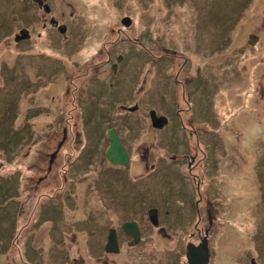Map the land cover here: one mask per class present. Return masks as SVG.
Segmentation results:
<instances>
[{
	"label": "rangeland",
	"instance_id": "374dc122",
	"mask_svg": "<svg viewBox=\"0 0 264 264\" xmlns=\"http://www.w3.org/2000/svg\"><path fill=\"white\" fill-rule=\"evenodd\" d=\"M28 1L0 0V30H7L9 36L17 33L20 40H27L22 30L17 31L24 24L34 34L42 33L40 39L20 44L0 35V66L5 76L0 80V264H7L3 257L6 251L15 258L13 264L26 251L37 256L35 264H187V246H198L208 237L205 234L196 245L186 235L196 220L195 200L204 192L207 205L216 211L208 240V264H264V138L249 141L250 123L264 121V0H57L54 10L61 5L59 12L66 14L58 18V25L73 23L67 34L61 33L52 41L51 28L43 29L36 23L31 16L41 12ZM36 3L41 5L39 0ZM19 6H31L25 17L32 18V24L17 20ZM120 29L123 46L127 37H136L143 46H137L143 51L140 59L145 61L139 77L141 87L131 94L129 85L135 89L134 84L124 86L122 71L128 70L129 77L138 65L135 60L121 66L115 79L110 74L108 87L102 81L90 85L103 96L85 99L83 104L98 110L71 109L79 97L67 94L72 88L68 81L75 80L80 67L84 70L90 63L89 55L108 39H116ZM109 46H101L104 60H113L118 53L129 58L133 53L122 46L116 52ZM73 62L78 65L71 66ZM176 67H183L178 87L156 93L159 82L156 85L153 80L174 75L170 70ZM60 88L61 96L56 94ZM174 94L180 109L188 108L186 102L192 103V112L200 122L196 130L205 137V166L202 163L197 171L201 183L188 174L180 158H170L175 146L169 141L174 140L168 138V131L154 130L162 128L156 124L162 121H151L154 110L168 118L170 110L178 124L185 121L186 115L180 111L179 119L172 109L174 101L166 108L160 101ZM137 101L140 108L134 114L116 108L119 104L135 106ZM147 107L153 109L149 119ZM22 110L28 111L27 126L21 122ZM154 115L155 120L161 117ZM72 118L77 125L70 131L64 122L72 123ZM109 126L120 138L125 137L130 150L135 144L130 161L123 169H111L105 179L101 168L90 170L87 186L105 188L101 194L83 191L76 199L82 205L75 206L61 191V199L59 195L50 199L43 196L32 215L37 196L41 192L54 195L61 185L63 175H56L55 169L62 162L56 157V142L71 137L77 139L73 143L78 146L82 138L97 144ZM181 132L179 128L177 133ZM27 139L30 148L24 145ZM28 149L29 156H23ZM140 155L147 157L143 160ZM147 160L156 170L148 176ZM50 162L52 168L46 172ZM111 178L117 182L112 184ZM70 182L67 185L74 183ZM114 205L122 207L123 220L132 216L139 223L142 237L134 244L121 232L120 252L107 256L101 247L106 236L110 237L106 229L117 224ZM60 206L63 211L57 232L61 243L57 242L54 252L48 251L53 241L44 237L48 230L53 232L50 223ZM153 209L158 211L157 225L149 218ZM179 211L190 214L189 223ZM87 220L94 233L88 231ZM30 228L39 234L34 241L28 237ZM123 232L132 235L129 230ZM71 233H76L75 237ZM102 233L104 237H99ZM53 254L61 259L54 263Z\"/></svg>",
	"mask_w": 264,
	"mask_h": 264
},
{
	"label": "flooded vegetation",
	"instance_id": "af4514ba",
	"mask_svg": "<svg viewBox=\"0 0 264 264\" xmlns=\"http://www.w3.org/2000/svg\"><path fill=\"white\" fill-rule=\"evenodd\" d=\"M30 2L32 1V7L38 8V10L41 12L40 15L36 13L35 16H31V17H35V21L37 23V21L39 22V24L41 25V27L43 29H45L46 27L51 28V35H50V40L52 41V39H54L56 36H59V34H67L69 32L70 29V24L73 22H66L63 23V27H60V25H58V18L59 17H66L65 11H61L59 12V8H61V5H59L58 10H54L55 8V1L54 2L52 0H39L40 1V6H37L36 0H29ZM28 1V2H29ZM31 6H25L23 9V6H19V8L15 11V14L18 15L17 20H21L23 19V21L21 20V23L24 24L27 22V24H32L33 23V19L32 18H27L25 17V13L31 12L30 11ZM13 14V12H12ZM70 16H72V12L70 14ZM72 18V17H70ZM34 21V22H35ZM63 31H62V29ZM11 29V28H10ZM12 30V29H11ZM22 30V32H24L25 34L22 33V36L27 37V40H20L17 36V33H14L12 36L7 35V30H0V35H6L7 39H11L12 41H14V44H20V43H28L31 42L33 40L36 39H40L42 37V33H33L31 29H29L25 24L20 27L17 31ZM118 37L114 40H110L109 39L106 42H103L101 44V46L105 45V44H109L110 48L113 47L114 50L117 51V49H120L121 46L123 49L126 50H130L132 51V55L129 58H126L125 55L123 53H118L116 54L115 58L112 60V58L106 59L104 60V55H103V51L102 48L100 46L99 50L97 48V50L95 52H92L89 57L91 58L89 61L90 63L87 65L86 69H81L80 67V72H78L79 74L76 75V77L74 76V79H72V81H68V83L70 85H72L71 89H67V94L73 96L74 98L76 96L79 97V99L77 100V104H72L70 105L71 109L76 108L77 109H81V110H86L88 108H91V106H89V104H83V101L85 99H89L92 100V98L96 99V98H102L103 94H101L99 91L96 92L95 88L94 91L91 89L90 85H97L98 82L102 81L104 84L107 85V87L110 85V74L113 76V78L115 79V77L117 75H119L120 71L119 68L121 66H127L130 62H134L136 60L137 62V67L133 70L134 72L132 74H130V76L128 77V70L125 72L122 71V73L124 74V81H125V85H128L127 83H133L135 86L132 87L131 85H129L130 87V93H135L142 85L143 82L140 81L139 77L141 76V71H142V65H144L145 61H142L140 59V53H142L143 51L141 49H138L137 46H140V48H142L143 46L140 44V41L137 40V38H133V37H127V41H126V45H122L119 38L122 34H124L122 32V29H120L118 32ZM34 38V39H33ZM11 42V41H10ZM106 48V47H105ZM145 52V51H144ZM105 54V53H104ZM95 62V63H94ZM98 62V64H97ZM135 62V63H136ZM78 62H73L71 64V66H75L78 65ZM3 67L2 65L0 66V80L4 79V71L2 70ZM72 69H74V67H72ZM183 67H179L173 71L172 73L174 75H170L169 77H167L166 79L162 80V81H157V80H153L154 83L159 82L158 85V90H156V93L159 90H165L166 88H174L176 89L178 87L179 84V77H180V72L182 71ZM149 70V69H146ZM109 73H108V72ZM107 72L106 74H104L103 78L101 77V74ZM175 72V73H174ZM100 73V74H99ZM147 73L149 74V71H147ZM99 77H101V79H99ZM77 80V83H76ZM75 82V83H74ZM79 86H78V85ZM153 89V87H152ZM73 93H76V96L73 95ZM78 93V94H77ZM56 94H59L61 96V88L58 89V92ZM173 96V97H171ZM59 97V96H58ZM57 97V98H58ZM56 99V97H54ZM176 95H170L169 98L167 99H160V101L162 102L163 106L166 108L172 101H174V105L172 107V109H174L176 111V116L180 119L182 115H180V111L182 112V114L186 115L185 117V121L182 119L179 121V124L174 121L171 118V112L169 110L168 114L170 116V118H168V116H166L165 114H159V112L157 110H154V113L156 115H160L161 117L164 116V120L162 122H156V124L159 123V125H163L162 128H158V129H154L156 131L163 132V131H168L169 135L168 138L174 140L172 142L169 141V144L173 145V156L171 155L170 158L175 160V159H181V161L183 162V164L186 165V170L188 172V174L190 176H194L193 178L195 180H199V183H201L200 175L199 173L197 174L198 169L200 168V166H202L203 163V167L205 166V162H204V158L206 155V148L203 146V142H204V138H201L198 135V131L196 130V125H200V122L197 121L195 119V115L193 114V105L191 102H186L188 104V108H184V109H180L178 104H175V100H176ZM189 99V98H188ZM80 103V105H79ZM27 108V107H26ZM116 108H118L119 110H121L122 112L124 111H128L130 112V114H134L136 113L140 106L138 104V101L136 102L135 106L132 105H121L119 104L118 106H116ZM150 107H147L145 112L147 113V110ZM171 109V110H172ZM135 111V112H134ZM153 111V109H149L148 113H147V117L149 119L148 114ZM156 111V112H155ZM28 114L27 112H25L23 114L22 117V122H26V117ZM123 113H120V115H122ZM75 118V117H74ZM72 118V119H74ZM67 119V118H66ZM65 119V126L68 127L70 129V127H74L77 125V121H74L71 123V121ZM150 122V120H149ZM24 124H28L27 122ZM160 127V126H159ZM110 129V126L107 127ZM181 128L182 132L181 134L177 133V130ZM108 129V130H109ZM71 131V129H70ZM106 131V130H105ZM117 137H118V142H120L119 144H121V147L124 149V152L128 155V162L130 161V151L133 150V145L131 147L132 150H130V148L127 146V143L124 141L125 137L120 138V136L118 135L117 131L114 129ZM64 134H66V130L64 129ZM105 137L104 138H100L99 142L97 144H95V142L93 140H88V139H81V141H79L81 145H77L76 143H73L74 141H77V139L75 138H68V137H63L64 139H61L60 141H57L55 144V151L57 153L56 157H59V161H62L60 163L59 166L55 167L57 174L56 175H63L61 177V185L57 186L56 189L53 191L54 195L51 192H41L38 196H37V200L35 202V208L34 210H30L31 214L34 215L35 213V209L37 208L38 203H40L41 198L43 196H46L47 198H52L55 195H59V198L61 199L62 196V192L67 193V199L68 201H73L76 205H82L81 201H78L76 199L79 198L78 195H82L83 191L84 193H86V191L88 192H92V193H99L101 194L102 191L105 188V185H103L102 189L100 188V186L94 187V186H87V179H88V172L90 170H94L95 167L101 168V171L104 175V179L109 177V172L111 171V169L113 168H122L124 167V165H118V164H114L112 163L110 160L107 159V150L110 146V138L108 137V135L104 132ZM74 139V140H73ZM191 139L193 140L192 144L190 143ZM128 140H130L128 138ZM26 144H24L27 148H30L29 145V139L26 140ZM132 145V142H131ZM191 147V148H190ZM38 151V149H36V152ZM29 149L28 152H24L22 155L23 156H29ZM190 153V155H189ZM34 155L37 153H33ZM141 159H145L147 156L146 155H140ZM183 157V158H182ZM31 159L35 160L36 158L31 157ZM53 162H50L49 165H47L46 167V172H50L51 168H52V164ZM148 164V160L146 161V165L145 167L147 169H149V173L146 175L148 176L149 174L154 173L156 170L153 167V165H147ZM30 169V168H29ZM126 169V168H124ZM101 173V172H98ZM114 173V172H112ZM110 173V176L111 174ZM101 175V174H100ZM99 175V176H100ZM68 176V177H67ZM152 176V175H151ZM150 176V177H151ZM43 179V178H42ZM99 178H96L92 181L94 184L96 182L97 184V180ZM67 180L74 182L73 184H69L67 185ZM135 181V179H134ZM70 182V183H71ZM91 182V181H89ZM117 182V179H113L111 178V183L115 184ZM109 183V181H108ZM75 184H81L80 187L76 186ZM90 187V188H88ZM77 193V197L75 198V195ZM64 198V197H63ZM195 204H194V210L196 213V220H193L192 222V230L187 233L186 235L188 237H190V240H192L193 243H195L196 245L200 242V240L202 239V237L205 236V234L208 236L207 239L209 240V235H210V228L212 227L214 221H215V215H216V211L213 209V207L210 205H207V197H206V193H202L199 194V197L197 196V199L195 200ZM103 205L105 204L104 201ZM74 206V207H75ZM212 207V208H211ZM105 208H108L107 206H105ZM151 208V207H150ZM67 209V208H66ZM65 209V210H66ZM57 214L55 216V221L53 222L52 227H54L53 232H51V229L47 231L48 235L46 234V237H44L45 239L49 240V241H53L52 244H49L48 246V251L52 250L53 252L56 250V248L58 247L57 242L61 243L60 237H59V233L57 232V228L60 226L59 225V221L61 218H59V216L62 215V207L60 206V208L58 207L57 209ZM91 210V209H89ZM67 211V210H66ZM112 211H114V215L116 216V225H111L109 226L106 231H107V235L112 231L114 234V237L117 238V247H118V252L113 253V254H118L120 252V241L118 240L119 237H121V232L125 237H128V239L134 241L133 237L134 235H130L128 233H125L123 231V226L125 223H131L134 222L137 224V228H138V237L140 239V237H142V233H141V229L139 228V223H137L135 220H132V216L125 218V220H123L121 218V212H122V207L120 205H114L112 207ZM40 213V212H39ZM38 213V215H39ZM37 215V216H38ZM179 215L181 216V218L184 219V221L186 223H189V216L190 214L187 215V212H180L179 211ZM42 216V215H40ZM89 216V214H88ZM88 221V220H87ZM156 225L158 224V222H160L159 220V215H158V211L156 210ZM37 224V222L35 223ZM88 228V231L93 232L92 228H93V224L91 225V222L88 221V224L86 225ZM28 226L25 225V229L27 230ZM38 229V228H37ZM191 229V228H190ZM160 232L165 233V230L163 228H160ZM36 229L32 230L30 228V230L28 231V237L31 238V241H34V237L39 236V234H37ZM90 232V233H91ZM104 233V232H103ZM103 233L100 235L99 237H104ZM72 237H75L76 233L72 234ZM91 236V235H90ZM163 237H170L167 234H163ZM139 239L137 242H133L134 244H137L139 242ZM106 241H107V236H106ZM27 243L29 241H26ZM106 244V242H105ZM61 245V244H60ZM101 248L102 251L108 256L111 255V252H106L105 250V245L102 246ZM46 251V250H45ZM32 252V251H31ZM52 252V253H53ZM66 252V251H64ZM4 259L6 258L7 260V264H13L15 262V258L10 255V252L6 251L4 253ZM52 257V256H51ZM66 258H69V255H65ZM72 257V256H71ZM54 260H52L55 263V259L60 260L61 259V255L56 256L55 254H53L52 257ZM36 259L37 256H35L34 254L30 253V252H21L19 254V260L17 264H35L36 263ZM74 261L76 260V258H73ZM72 259V262H73ZM71 260V259H70ZM56 264H60V263H56ZM103 264H109V261H105L103 262Z\"/></svg>",
	"mask_w": 264,
	"mask_h": 264
},
{
	"label": "water",
	"instance_id": "95a60500",
	"mask_svg": "<svg viewBox=\"0 0 264 264\" xmlns=\"http://www.w3.org/2000/svg\"><path fill=\"white\" fill-rule=\"evenodd\" d=\"M251 41L255 40L254 37L250 38ZM151 121H163L164 117H159V119L155 120V115L154 113L150 114ZM107 135L110 138V146L107 150V158L114 164L118 165H124L128 161V156H126L124 149L121 147V145L118 142V137L114 131L113 128H110L107 131ZM149 218L150 221L156 222V209L150 210L149 211ZM123 230H129V232L134 235L133 239L134 242H137L139 237H138V228L137 224L134 222L131 223H125L123 226ZM114 233L111 231L110 232V237H107V241L105 244V250L106 252H112L116 253L118 252V247H117V238L114 237ZM186 257H187V264H208L209 263V249H208V239L207 237H204L201 241V243L198 246H193L192 244H189L187 246V252H186ZM252 262H254L252 260Z\"/></svg>",
	"mask_w": 264,
	"mask_h": 264
},
{
	"label": "clouds",
	"instance_id": "9594fccd",
	"mask_svg": "<svg viewBox=\"0 0 264 264\" xmlns=\"http://www.w3.org/2000/svg\"><path fill=\"white\" fill-rule=\"evenodd\" d=\"M264 138V121L253 120L249 126V141L254 142ZM245 147H249L250 144H245Z\"/></svg>",
	"mask_w": 264,
	"mask_h": 264
},
{
	"label": "trees",
	"instance_id": "16d2710c",
	"mask_svg": "<svg viewBox=\"0 0 264 264\" xmlns=\"http://www.w3.org/2000/svg\"><path fill=\"white\" fill-rule=\"evenodd\" d=\"M40 95V94H39ZM91 108H93L94 110H98L96 107H94V106H91ZM25 109H26V107H25ZM23 111V113H22V117H23V114L25 113V112H27L28 113V111H24V110H22ZM27 115V117H26V122L28 123V120H29V117H28V114H26ZM12 117H13V115H12ZM22 117H21V122H22ZM11 118V117H10ZM87 119H90V121L92 120V117L89 115V114H87ZM87 121H89V120H87ZM29 124V123H28ZM28 124H23L24 126H27ZM17 151V150H16ZM90 172V171H89ZM38 206V205H37ZM62 207H64L63 205H62ZM60 208V207H59ZM62 211H63V208H62ZM48 220H51V221H53V219L52 218H47ZM46 222H49V221H46ZM50 223V222H49ZM52 223V222H51ZM51 223H50V225H51ZM1 259H2V257H0Z\"/></svg>",
	"mask_w": 264,
	"mask_h": 264
}]
</instances>
